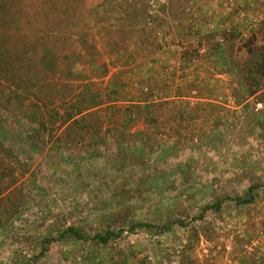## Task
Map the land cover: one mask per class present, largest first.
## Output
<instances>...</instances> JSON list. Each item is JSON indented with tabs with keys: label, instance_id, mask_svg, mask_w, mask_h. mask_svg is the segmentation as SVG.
I'll use <instances>...</instances> for the list:
<instances>
[{
	"label": "rangeland",
	"instance_id": "obj_1",
	"mask_svg": "<svg viewBox=\"0 0 264 264\" xmlns=\"http://www.w3.org/2000/svg\"><path fill=\"white\" fill-rule=\"evenodd\" d=\"M263 14L264 0L154 13L147 0H0V142L18 160L0 148V264H264V28L247 30ZM254 185L252 203L233 200Z\"/></svg>",
	"mask_w": 264,
	"mask_h": 264
},
{
	"label": "trees",
	"instance_id": "obj_2",
	"mask_svg": "<svg viewBox=\"0 0 264 264\" xmlns=\"http://www.w3.org/2000/svg\"><path fill=\"white\" fill-rule=\"evenodd\" d=\"M257 74L255 77L253 76V78H257V77H264V57L260 60V62H258L257 64ZM257 83V82H256ZM255 83V84H256ZM257 90L254 88V89H250L249 91V95H253ZM151 104L152 103H148L146 102L145 105H144V109L147 110L151 107ZM152 106H154V104H152ZM81 111H78V113H80ZM140 135V133H138V136ZM0 148L8 153L7 156L9 158L12 159V161H16V163L18 162V160L16 159V157L14 156V154L12 153V150L10 148H6L3 144H1L0 142ZM259 186L258 185H254L252 187L249 188V191L247 193V196L246 197H238L236 199H233L234 201H236L238 204H250L254 201L255 199V194H254V190L255 188H258ZM0 194H1V191H0ZM221 205H222V202L221 201H217L215 203H212V204H208V205H205L203 207V213L209 211V210H214L216 212L220 211L221 209ZM202 217V214L201 216ZM2 219H0V223H1ZM182 224V223H181ZM135 227H130L129 231L131 230H134ZM124 230L121 229L119 230L118 232L116 231H112V230H107L106 232H100V233H97L95 234L93 237H91V239L93 241H95L96 243H99V244H107L109 243L112 239H115L117 238ZM71 234L72 236H75L79 239H86L87 237H85L80 231H78L76 228L74 227H69L66 229V231L62 234V236H65L66 234ZM54 242V239L52 238H47L46 241L44 243H52Z\"/></svg>",
	"mask_w": 264,
	"mask_h": 264
},
{
	"label": "crops",
	"instance_id": "obj_3",
	"mask_svg": "<svg viewBox=\"0 0 264 264\" xmlns=\"http://www.w3.org/2000/svg\"><path fill=\"white\" fill-rule=\"evenodd\" d=\"M183 64H185V63L183 62ZM150 65H151V68L153 67V71L151 73V76H152L153 73L155 71H157L155 68H158V67H157V63H154L153 61H152V63H150ZM162 69H160L159 73H161ZM222 73H224V72L221 71V74L219 72L218 74H210V75H211V78L215 76L217 78V80H216L217 82L218 81L219 82H225L224 80H219V76L223 75ZM194 77H196V76H194ZM197 79H198L197 80L198 82H201V80H202V79L200 80L198 77H197ZM155 80L158 81L157 75L155 77ZM161 92L159 93L160 94L159 98L157 97V99L155 98L156 100L154 99L153 101H150L152 104H154V106L159 105V101L160 100H161L160 102H163V101L168 99V98L165 99L164 98V93L163 92L161 93ZM182 93H183V91H178L176 95H170L168 97H169V99H176V100H178V102H183L184 100H186L183 104L188 103L187 101L190 100V101L193 102L194 106L200 105V106H203V107L214 106V104H217L218 102H220V101H218V99L223 100V98H224V96L221 95V94H224V93H222V91H218L217 95H216V93H210V92H208V93H198V91H197V95H195L196 91H193V94L195 93L194 94L195 96L194 95L192 96L191 93L188 96L185 93H183V94ZM256 93L257 92H255L253 95L247 94L246 97L247 98H251ZM150 102H148V103H150ZM220 103L224 104L225 106H230V105H232L231 104L232 100L230 98L229 99L228 98H224L223 102H220ZM228 103H229V105H228Z\"/></svg>",
	"mask_w": 264,
	"mask_h": 264
},
{
	"label": "built area",
	"instance_id": "obj_4",
	"mask_svg": "<svg viewBox=\"0 0 264 264\" xmlns=\"http://www.w3.org/2000/svg\"><path fill=\"white\" fill-rule=\"evenodd\" d=\"M147 1L149 3L151 13H154L159 6L163 5L166 2V0H147ZM259 26H262L264 28V14L259 15V16L257 15L255 17H253L251 19V21L247 24V27H248L247 30H250L252 27L257 28ZM261 43L264 44V42H261ZM262 92L264 94V88H263ZM259 105L261 106V104H259Z\"/></svg>",
	"mask_w": 264,
	"mask_h": 264
}]
</instances>
